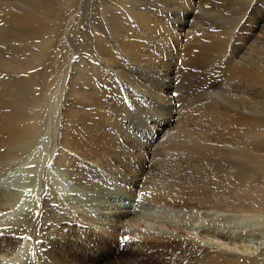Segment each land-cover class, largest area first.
Instances as JSON below:
<instances>
[{
	"label": "bare ground",
	"instance_id": "1",
	"mask_svg": "<svg viewBox=\"0 0 264 264\" xmlns=\"http://www.w3.org/2000/svg\"><path fill=\"white\" fill-rule=\"evenodd\" d=\"M113 1L122 3L124 0ZM174 1L156 0L155 4L154 1L150 3L148 7L150 6L155 10L153 15L150 10L143 11L138 1H132L126 6L129 7V10L123 11L124 14L122 16L119 14L120 18L114 21L115 25L120 24L122 30L115 31V40L108 38L104 41L100 37L105 33L109 36V29L110 33L113 34L107 14L108 12L113 13L114 7L118 6L111 3L110 0H96L95 5L103 8L99 13L102 14L103 22L107 24L108 30L107 32L100 31V37H95L96 34L93 33L92 41L95 45V51L92 53L84 49V43L74 44L73 47L76 50H81V52L77 54L76 61L71 60V63H67L68 68L64 74L66 78L65 89L61 110L57 116V119L60 120V128L56 133L57 150L54 163L65 170L74 186L80 189L77 195H72L66 200L67 204L75 205L77 210L74 209L76 212L73 211V213L71 210L67 213L63 212L60 215V210L58 212V210L50 208L49 203L46 205L44 200L45 209L41 222V232L43 233L47 227L45 225L48 221L56 222L58 229L51 235L42 234L45 238H42L43 241L40 243L39 249L41 264H51L46 258V253L41 250H50L55 255L59 251H63L65 255L63 258L57 256L60 258L58 260H71V264L102 261L108 256L110 252L103 257L94 255L77 259L76 246L81 242L79 239L81 235H84V246L88 242L94 243L98 247H108V249L112 244L124 246L132 251L131 254L136 257H143L147 261L145 264L153 263L148 256L154 257L156 262L157 260L160 262L161 256H157L156 253L161 251L164 254L165 249L168 252L170 246L168 240H173L171 244L179 245L180 249L165 255L171 257L178 254L189 261L186 264H192L190 261L199 250L205 254L208 249H206L208 246L199 245V242L193 239L192 235L183 240L161 233L155 234L152 240L149 231L143 230L144 232L128 233L130 241H124L125 243L122 244L118 237L115 238V241L111 239L112 235L115 234L112 231L114 232L118 228L106 223L98 225L96 220L92 219L89 211L95 210V208L97 211L103 208L118 210L121 208L122 201L115 193L121 192L122 194L125 193L123 195H130L131 198L137 199L139 197L153 203V205L162 206L170 214L173 212L181 213L180 211L190 214L194 212L192 208L180 210V207L195 206V210L196 207L197 210L200 209L202 212L199 214L204 217L208 213L204 210L209 206L226 203L221 194H209L206 187L209 179H213L217 183L220 182L218 175L212 173L219 168L223 169L225 164L228 166L226 168L231 170L232 176L225 181L223 187L231 186L233 183H236L237 186L238 175L241 177L240 189L242 192L238 195L237 202L234 201L233 205L231 202L232 211L243 214L242 216L249 215V217L256 219L264 218V100L258 97L264 93V21L259 24L255 22V16L260 15L264 8L259 13L258 11L253 12V9L249 11L253 4L251 0H183L184 4L190 8L188 18H191V24L186 18L187 25H196L198 12L205 17L206 15L212 17L214 20L213 24L207 20L205 26L196 25L204 29V31H199L198 35H207L208 37L204 39L213 40L210 46L202 48L199 46L200 38L198 35H194L195 33L192 34L187 31L181 33L177 27L167 28L158 19L159 15L157 14L162 12L161 10L173 6L180 9L183 5ZM241 1L244 7L238 11ZM260 1L264 4V0ZM162 3L164 9L156 8L158 4L162 6ZM77 4L78 0H0V204H4L9 197L12 199L19 197V191L9 187L11 186L9 180L12 179L10 175L14 166L28 155L29 150L31 151L35 137L41 132L49 83L48 71L55 68L50 64L60 66L58 68L59 75L64 73L62 61L66 57L63 52L65 47L63 38L65 33L63 34L62 25L63 11L64 8L66 10V5L69 7L71 5V9H73L76 8ZM132 4L140 9L130 10ZM237 12L241 15L238 16ZM167 13L165 12V15ZM236 15L239 18L237 20L238 26L243 19H246L243 22L242 30L238 31L233 40H228L225 43L219 41L218 37L226 36L228 38L227 36L230 37L234 34L236 27L233 28V23L235 22L230 21L229 16ZM185 20L181 18L179 21L185 22ZM260 20H264V16ZM215 21L219 22L218 25L215 24L217 23ZM252 27L253 31L259 28L258 31L260 32L255 38H252L254 41L242 36V34H246L249 37ZM210 30L212 31L209 32ZM218 30L219 33L217 34H208ZM76 35L85 39L82 41L87 40L84 34L78 33ZM156 39H160L159 45L162 46V49L158 47L160 50H156L154 48L153 52L150 46L155 44ZM76 40L74 38V41ZM156 42L158 43V41ZM170 42L175 45V48L169 49L173 63L165 65L163 64L164 60L161 61L156 54L166 51V46ZM246 43L261 50L263 57L260 59V55H256L255 52L250 51V48H246ZM113 46L115 49L109 48ZM198 46L200 48H197ZM239 46L240 49L238 50ZM241 50L243 51L241 52ZM81 53L86 54V57L82 58ZM251 53L255 55L253 56ZM74 55L76 56V54ZM225 57L226 59L223 60ZM178 61H180V67L183 69L189 65L185 71L193 79L203 76L200 72H205L206 62H214L215 64L220 62L221 65H224L220 74V84L217 88H213L200 78L202 82L191 83L193 87L191 90L201 93L207 99L199 103L203 108V111L200 110L199 119H193V116H189L190 112L185 114L186 120L183 119L182 122H179L178 117L171 113L168 114L172 118H167V120L159 118L161 115L157 107L168 105L166 107L170 109L169 103L173 100L168 91L173 90L176 94L177 88H175L176 84L172 86L174 83L157 84V76L165 68L171 76L174 74L176 77L179 72ZM152 62L155 65H151ZM148 65L153 66V69L155 68L152 73L144 71L149 77V84L137 79L131 73L132 68L146 70ZM172 68L175 69V72L172 71ZM155 70H159V72H155ZM105 80L118 81L117 84L112 82L114 85L112 87L117 91V96L114 97L111 93H108L109 95L101 93L98 84ZM126 88L131 93L126 94ZM185 91L187 92V90ZM132 92L136 95L140 94L141 98L146 101V105L149 106L148 110H143L144 114L147 112L157 113V121L150 123L146 128L148 135L140 134V136L138 134L136 124L140 120H133L132 125L126 124V122L130 124L128 112L139 114L140 107L138 105L140 103L137 101L133 103V101L140 100ZM230 97H234V100H231ZM238 97L243 103H248V110H253L251 115L253 119H244L241 117L243 114L238 118V108L240 109ZM258 106L262 108L256 109ZM243 107L241 109L246 113L245 109L247 108ZM194 111L192 110L193 113H196ZM245 115L249 116V114ZM206 121H216L223 130L219 129L218 126L214 127L213 134H219L221 131L222 137H229L230 145L226 142L220 143V146L218 144L215 146L214 140L210 138L212 132L207 130ZM238 139L241 143L240 147H238ZM220 149L229 150L230 154H226ZM209 155H216V160L218 157L223 158L226 155L229 159H222L219 164L209 165L206 162ZM238 159L252 164L254 171L239 170L238 173ZM241 166L243 168L247 164ZM228 172L230 173V171ZM194 177L201 182L198 179L197 182L196 178L193 179ZM224 178L226 179V176ZM24 191L29 190L26 188ZM122 205L121 209H125V203ZM178 207L180 209L176 210ZM125 213L122 212V214L114 217H124L126 216ZM33 217L25 214L22 225L16 222L1 223L0 221V264H20L16 254L21 248L27 224L31 223ZM70 218L77 221L68 223L89 229L88 234L78 235L75 230L76 233H71L69 236L65 235L69 230L64 229L62 225ZM88 222H93L95 225H90ZM98 226L111 228L112 231L109 232L107 229ZM213 232L212 235L216 237L217 233L215 232L217 231ZM261 234L264 233L261 232ZM60 236L64 238L61 239ZM220 237L225 238V236ZM263 239L264 235H260L259 240L263 241ZM185 246L187 249H184ZM171 250L173 249L171 248ZM32 258L26 259L27 261L25 260L22 264H34ZM231 259H233L232 263L234 262V264H264V249L254 258H242L240 256L237 258L233 255ZM55 260L53 264H59ZM173 264L184 263L177 261Z\"/></svg>",
	"mask_w": 264,
	"mask_h": 264
},
{
	"label": "rangeland",
	"instance_id": "2",
	"mask_svg": "<svg viewBox=\"0 0 264 264\" xmlns=\"http://www.w3.org/2000/svg\"><path fill=\"white\" fill-rule=\"evenodd\" d=\"M110 1H112L111 3H113L114 5L118 6V7H114L113 13L108 12V14H107L108 19L111 23V27H112L111 29H112L113 34L110 33V29L108 30L107 24L103 22L102 14H100L101 13L100 11H102L103 8L101 7L102 8L101 9L98 5H95L96 0H83V1L78 0V4L75 6L76 8L71 9V5H70V7H69V5L68 6L66 5V10L64 8V11H63V13H64L63 18L64 19L62 20V25H63V30H64L63 34L65 33L63 35V38L65 40L64 41L65 47L63 48V52H64V55L66 57L65 60L62 61V65H63L62 71L64 73L59 75L58 68L60 66L59 65L56 66L53 63L50 64V66H52V67L54 66L55 68H54V70L48 71L49 83L47 85L48 90H47L46 99H45V106H44L45 114H44V118H43L42 123H41V128H42L41 132L39 133V135L37 137H35L34 145H33V147H31V151L29 150L28 155L25 156L23 159H21L14 166V168H13L14 170L12 169V172H11L13 175L12 174L10 175V176H12V179L10 178V180H9V184H11V186H9V187L12 190L14 188L17 189L19 191L18 192L19 197L17 199H15L16 197L14 199L9 197L6 199L7 201L4 204H0V221H1V223L16 222V223H19L20 225H22V221H23L22 219H24L23 217H25V214L26 215L28 214L29 216H34L31 223L27 224L28 226L26 227V231L24 232L25 234H23L24 238H23L21 248L19 249V251L16 254L17 259H18V263H20V264L25 262L26 259L29 260V258H32V257H33L32 259L34 260V264L35 263L41 264V262H40L41 255L39 253V249H40V243L43 241L42 238H45V236H42V234L48 233V235H51L52 233L57 231L56 229H58L56 222L52 223L51 221H48L45 225V226H47L45 228L46 231L44 230L43 233L41 232V224H42L41 222H42V219L44 216V209H45L44 208V206H45L44 200H45L46 205H48V203H49L50 208H52L54 210H58V212L60 210V212H59L60 215H62L63 212L67 213L68 211L71 210L73 213L74 209L77 210L75 205H74L75 206L74 207V206H71L70 204H67L66 200L68 198L72 197V195L73 196L77 195L78 194L77 192H79L80 189H79V187L74 186V184L72 183V180L69 178L66 171L63 170L62 168H59L54 163V158H55L56 150H57L56 133H57V130L60 128V120L57 119V116L61 110L62 96H63V92L65 89V79L66 78H65L64 74L68 68L67 63L68 62L71 63L72 62L71 60L76 61L77 54L81 52V50H76L73 47L74 44L84 43V49L87 50L89 53H92L95 51V45L93 44V41H92L94 34H96L95 37H100L99 32L100 31L107 32V30L109 32V36L105 35L106 34L105 33L100 38L104 39V41H106L108 38L115 40L114 39L115 31L122 30V29H121L120 24L117 23L115 25L114 21H116L118 18H120V16H122L124 14L123 11L129 10V7H126V6L131 4L132 1H138L141 9L143 11L150 10V13L152 12V15H153V12L155 11L150 6L148 7V5L150 3H153V1L155 4L156 0H124V1H122V3L119 1L118 2L117 1L114 2L113 0H110ZM142 1H143V3H142ZM144 1H145V3H144ZM206 1H209V0H206ZM251 1H253V4L251 5L252 8L251 7L249 8V11H251L253 9L252 10L253 12L258 11V13H259L264 8V4L260 0H251ZM174 2L181 3L185 6L181 5L180 9L178 7L173 6V7L166 8L165 10H161L162 12H160L158 14L156 13L157 15H159L158 19L161 20L162 24L164 26H166L167 28L171 29L173 27H177L178 29L181 30V33H185L187 31V32H191L192 34L195 33L194 35H198L199 34L198 32L204 31V29H203V27L196 26L197 24H200V26H205L207 20L209 21L210 24L211 23L213 24L214 20L212 17H209L207 15L205 17V15L198 12V20L195 22L196 25H194V26L187 25L186 20L190 21L188 23L191 24V20H190L191 18H188V16H190V12L188 11L190 8L187 7L186 4H184L183 0H181V1L175 0ZM82 4H84V5H82ZM145 4H147V5H145ZM135 5H137V4H135ZM133 6L134 5L132 4V7ZM132 7H130V10H133L136 8L135 6L133 8ZM145 7H146V9H145ZM243 7H244L243 2L241 1V6L238 9V11H241L243 9ZM156 8H163L164 9L165 7L162 3V6H161V4H158L156 6ZM68 9H70V10H68ZM99 9H101V10H99ZM136 9H140V8H136ZM170 9H171V11H170ZM165 12H168V13L165 15ZM119 14H120V16H119ZM152 15L150 14V16H152ZM237 15L240 16L241 13L237 12ZM237 15L236 16H229L230 21L233 20L232 22H235V23H233V28L235 29V27H236L235 31L233 29L234 34L230 37L227 36L228 38H226V36L218 37L220 39L219 41L225 43L228 40H231V39L233 40L234 37L236 36V34L238 33V31L242 30L243 22L246 19H243L238 26L237 20L239 18ZM65 16H68L69 18L65 17ZM263 16H264V11L260 15L257 14L255 16V22L258 24L261 23V21L263 22L264 20H260V18H263ZM181 18L183 20H185L186 18L187 19L185 20V22H183V21H179ZM131 20H133V18H131ZM168 22H170V23H168ZM215 22H217L215 24L218 25L219 22L218 21H215ZM125 24H124V26H125ZM215 24H214V26H215ZM104 25H106V26H104ZM252 25H253V23H252ZM204 28L206 30V27H204ZM231 28H232V26H231ZM212 30H210L209 32H211ZM258 30H259V28L255 29L253 31V27H252V29L250 30L251 33H250L249 37L246 36V34H242V36H245L244 38L247 37L248 39H251L252 41H254L252 38L253 37L255 38L258 34H260V32ZM78 33L84 34L87 37V40L82 41L85 39L82 37L80 38V35L77 36L76 34H78ZM217 33H219V30L216 31L215 33H208V34H217ZM87 35L88 36L90 35V36L88 37ZM198 36L200 38V40H199V43H200L199 46L200 47L204 48L205 46H210L212 44V41H213L212 39H209V38L204 39V38L208 37L207 35H198ZM73 37L75 38V40L76 39H78V40L74 41ZM246 39H244V40H246ZM77 41H78V43H77ZM156 41H158V43ZM156 41L154 42L155 43L154 45L152 44V46H150V49L152 51L154 50V48L156 50L159 48L162 49V46L159 45L160 39H156ZM167 46H166V51H161V52H158L156 54V56L159 57L161 61L164 60L163 64H165V65H168L169 63H173L171 60L172 57H170L172 55L170 54L169 49H173V47L175 48V45L172 42L168 43ZM199 46L197 48H200ZM245 47L250 48V51L252 50V52H255L256 55H260V57H259L260 59L263 57V52L257 48H254L252 46V44L246 43ZM51 48H52V45H51ZM109 48L115 49V46L109 47ZM239 49H240V46L238 47V50ZM51 51H52V49H51ZM242 51L243 50H241V52ZM73 52H75V53H73ZM167 52H169V53H167ZM245 52L250 54V52H248V51H245ZM74 54H76V56ZM81 54H82V58L86 57V54H83V53H81ZM251 54L253 56L255 55L254 53H251ZM229 55H231L230 52H229ZM228 58H229V56H228ZM225 59H226V57L223 58V60H225ZM223 60H222V62H223ZM179 63H180V61L177 62V68L179 69V72L176 75V77L174 76V74H173V76H171V74L168 72V70L166 71L165 68H163L164 70L162 69L160 71V75L157 76V81H156L157 84H160V83H166V84L172 83L173 84L174 83L172 86H175V84H176L175 88H177L176 94L174 93L173 90L168 91L170 93L171 99L173 100L171 103H169V105L171 106L170 109L166 107L168 105H166L164 107L162 105L160 107L156 106L158 108L157 110H158L159 114L161 115L159 118L166 119V120H167V118H172V116H170L168 114V113H171L172 115H174V116L176 115L178 117V120H180L179 122H182L183 119L186 120L185 114L187 112H190L189 116H193V119H199L200 110L203 111V108L199 103L204 102L207 99L201 93L196 92L195 90H191V87H192L191 83L195 84L197 81L202 82V80H203V82H205L207 84L209 83L213 88L214 87L217 88L220 84V77H221L220 74L222 73L221 70L224 67V65H221L220 62H219V64H215L214 62H210L212 65L210 63L206 62L205 63V67H206L205 72H207V73L200 72V73H202L203 76L193 79L185 71V70H187V67L189 65L187 64L188 66H186V68L183 69L182 67H180ZM153 64L154 63L152 62L151 65H153ZM151 65H148V67H146L147 68L146 70L141 69V68L140 69L139 68H134V69L132 68L133 71L131 73L137 79H140L142 82L149 84V77L146 73H144V71H146L148 73H150V72L152 73L155 68L153 69V66H151ZM210 65H211V67H210ZM218 68H220V69L218 70ZM156 71L159 72V70H155V72ZM172 71L175 72V69L172 68ZM139 73L141 74V77H140ZM212 73H213V75H212ZM109 74H111V73L109 72ZM181 74H182V76H181ZM208 74H209V77H208ZM177 76H179V77H177ZM205 76H206V78L204 79ZM143 77H145V78H143ZM199 78L202 80H200ZM112 82H114L113 84H117L118 81L111 80V82H110L108 80L107 81L105 80L104 82L103 81L99 82L98 86H99V90H101V93H103V94L107 93L106 95H109L108 93H111L114 97H115V95L117 96L118 95V94H116L117 91L114 89V87H112V86H114L112 84ZM100 83H101V85H100ZM186 87H188V88H186ZM196 87H198V86H196ZM182 88L187 90V92L185 90H183ZM129 92L130 91L126 88L125 93L128 94ZM118 93H119V91H118ZM133 95L137 96V99L140 100V101H138V100L133 101V103H135V101L140 103V105H138L140 107L139 108V114L138 113L132 114L131 112H128V115H129L128 119L130 120V124H129V122H126V124L132 125L133 120H136V119L140 120L136 124L138 126V128H137L138 134L139 135L140 134L141 135H148V131L146 128L148 125H150V123L157 121L156 120L157 119L156 118L157 113L154 114L153 112H147L144 114L143 110L144 109L148 110L147 108L149 106L146 105V101L143 98H141L140 94L136 95L135 93H133ZM258 97H261V99L264 100V93L260 94V96H258ZM129 99H131V98H129ZM230 99L234 100V97H230ZM190 105H193V107H190ZM243 106L245 108H247V109H245L246 113L243 112V109H241V107H243ZM248 106H249L248 103H243L241 101V99H239V97H238V107H240V109L238 108V118H240V116L243 114L241 116L242 118H244V119L252 118L253 119V117L251 116L253 110L252 109L248 110ZM141 107H143V108H141ZM259 107L262 108L261 106H258V107H256V109H259ZM256 109H255V111H256ZM192 110L193 111L195 110L194 112H196V113H193ZM244 113L249 114V116L245 115ZM195 115H197V116H195ZM206 122H207V124H206L207 130H209L211 132L213 129H215L214 127H217V126L219 127V125H217L216 121H214V122L213 121H211V122L206 121ZM214 124H216V125H214ZM191 125L197 126L196 124H191ZM219 129H221V128L219 127ZM221 130H223V129H221ZM221 133H222L221 131L219 134L218 133L213 134V132L211 133L210 138L212 140H214V142H213L214 145L217 146L216 144H218V146H220V143H226V142L229 143V145H230L229 137L227 136L228 139L226 140L227 137H222ZM207 136H208V134H207ZM127 143L128 142L126 141V144ZM240 145H241V143H240V140L238 139V147H240ZM221 151H223L226 154H230L229 150H225V151L221 150ZM216 158H217L216 155H209L208 158L206 159L207 164H209V165L219 164L222 161V159H226V158L229 159V157L227 155L223 156V158L218 157L217 160H216ZM238 163H239L238 164V173H239V170H243L246 172L254 171V166L252 164L242 162L239 159H238ZM246 164H247V166L242 168L241 165L245 166ZM250 166H251V168H248ZM226 167H228V166H226V164H225L223 166V169L219 168L216 172L212 173L214 175H218V178H220V182L217 183L213 179L212 180L209 179V180H207L208 185L206 184V187L208 189L209 194H213V193L219 194V195L221 194V196H223V200H226V203L217 205L218 207L216 205L209 206L210 208L207 206L208 208L206 210H204V212L208 211V213L204 217H201L203 215L199 214L200 212H202L200 209L197 210V207H196V210H195V206L180 207L181 209L178 207V209H176V210H179V209L180 210H184V209L190 210V208H192L194 210V212L190 213V214H187V212H184V211H180L181 213L173 212L170 214L162 206L159 207V205L156 206L155 204H154L155 205L154 206L153 203H149L148 201H146L142 198L138 197L137 199H134V198H131L130 195H128V194L123 195L125 193L122 194L121 192H120L121 194L118 192H116L115 194H116V196H118L120 201H122V204L125 203V209H121L123 206L121 204L120 205L121 208H118V210L112 209V208H110V209L103 208V209H100L97 211L96 210L97 208H95V210H92V211L90 210L89 214L91 215L93 220H96L98 225L99 224L101 225V223H103V224L106 223L108 225L110 224L111 226L117 227L118 229L113 232L111 230V228L101 226L102 229L105 228L109 232L112 231V233H115V234H113L114 236L112 235L111 239H114V241H115V238L118 237V240L121 241L122 244L125 243L124 241H130V235L128 233H130V234L139 233L140 231H143V230L145 232L149 231L152 240L154 239L153 236H155V234H161V233H163V234L166 233L171 237H174V238L176 237V239H183V240L186 239L187 236L192 235L193 239H195L197 242H199V245L208 246V247H206V249L208 248L206 250L207 254L206 253L203 254L199 250L198 253H196V254L194 253L195 256L192 255V256H194L192 258V261H190V262H192V264H234V262L232 263L233 259H231V258H233V255H234V257H237V258H238V256H240L242 258H245V257L254 258L257 255H259V253L264 249V239H263V241L259 240L260 235H264V234H261V232L264 233V218L256 219L254 217H249V215L248 216L247 215L242 216L243 214H240V213L238 214V212L232 211L233 210L232 209L233 203L238 201V195L242 192L240 189L241 188L240 187L241 186V184H240L241 177L238 175V183H237L238 188L236 186V183L231 184V186L223 187V184L225 186V181L230 176H232L231 170L229 168H226ZM13 171H15V172L13 173ZM228 171H230V173ZM241 173H242V171H241ZM225 176H226V179L224 178ZM195 178L196 177H194L193 179H195ZM197 179L198 178H196L195 180L198 182L199 179L198 180ZM6 181L8 182V180H6ZM199 182H201V181L199 180ZM214 182H215V185L217 184L216 186L214 185ZM212 183L215 187L213 185H211ZM220 184H221V187H220ZM209 185H210V187H209ZM217 186H218V188H217ZM26 188H28L29 191H24ZM74 188H76V189H74ZM235 190H237V191H235ZM220 191H221V193H220ZM26 194H27V196H26ZM120 195H123V196H120ZM231 196H233L234 198L233 197L231 198ZM31 198H32V200H31ZM231 202H232V205H231ZM138 206H139V208H138ZM137 208H138V210H137ZM227 211H231V212H227ZM74 212H76V211H74ZM122 212H124V213L126 212L125 213L126 216L121 217V218L120 217L119 218L114 217L115 215L117 216V215L122 214ZM129 212L133 213V214H130ZM223 213H225L227 216L225 214L223 215ZM89 214H88V216H89ZM131 215L134 216L136 219L134 217H132ZM76 221L77 220H75L74 218H70V220L65 221L63 223L62 227L64 229L69 230L68 233H66L65 235L69 236V235H71V233L74 234L76 232L78 233V235H81L82 233L88 234V232L90 231L89 229H85L84 227L78 226V225L74 226L73 223H68V222H76ZM88 223L90 225H95L93 222H88ZM98 227H100V226H98ZM75 230H76V232H74ZM213 231H217L215 233H217L218 236L217 235H216V237L213 236L212 235ZM64 233H65V231H64ZM220 236H223V237L225 236V238H222ZM83 237H84V235H81L79 237L81 242L78 243L76 246L77 247V251H76L77 259H79L83 256L84 257H90V256H94V255H98V256L103 257L105 254H107L109 252L110 253L102 261L81 262L82 264H145L147 262L145 259H143V257H141V256L136 257L135 255L131 254L132 251L126 249L124 246L122 247V246H117L115 244H112L111 247L108 249V247H98L94 243H89V242L87 245L84 246ZM59 238L62 239L64 237L60 236ZM48 240L51 241L52 239H48ZM168 241L170 244V246H169L170 249L168 247V252L166 249L164 251V254H162L161 251H159V252L156 251L157 252L156 255L161 256L160 257L161 261L159 262L157 260V262H156L154 257L148 256V258H150V260L153 262V263H149V264H173V263H176L177 261H183L184 264L189 263V261H187L185 258L179 256L178 254L175 256H171V257H167L165 255L166 253L171 254L172 251H176L177 249H180L179 245L171 244L173 240H168ZM207 243H208V245H207ZM171 248L173 250H171ZM184 249H187V246H185ZM41 251L46 253V258L49 259L51 264L54 263L55 259H56L55 261L58 262L59 264H71V262H70L71 260H67V259H65L63 261L58 260L60 258H58L57 256L63 258V256L65 255V252H63V251H59L58 254H56V255H55V253H51L50 250H48V251L41 250ZM231 254H233V255H231ZM196 256H198V257H196ZM230 256H232V257H230ZM157 259H158V257H157ZM162 262H164V263H162Z\"/></svg>",
	"mask_w": 264,
	"mask_h": 264
}]
</instances>
